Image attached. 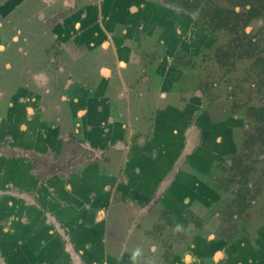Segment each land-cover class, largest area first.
Segmentation results:
<instances>
[{"label":"crops","instance_id":"0c3cea01","mask_svg":"<svg viewBox=\"0 0 264 264\" xmlns=\"http://www.w3.org/2000/svg\"><path fill=\"white\" fill-rule=\"evenodd\" d=\"M100 4L91 6L88 19L90 35L98 39L95 49H73L72 64L84 75L65 78L66 89L74 88L73 95L61 91L53 96L52 72L45 73L55 60L45 50L58 13L56 19L53 14L21 18L19 22L29 24L13 29L15 51L41 36L40 44L34 41L30 46L36 45L43 56L36 62L28 56L19 63L23 83L16 81L14 92L4 91L0 80V264H71L81 262V257L85 264H113L132 257L130 248L148 241L142 231L131 228L118 242L119 252L113 253L106 250V235L122 228L121 215L144 213L142 204L152 189L146 187L148 182L160 184L171 168L175 174L170 181L181 173L195 179L206 176L196 159L185 160L186 154L191 155L188 149L199 145V128L192 125L184 135L178 133L176 114L170 115L188 106L181 105L179 98L191 102L190 82L168 76L171 59L164 60L171 51L164 50L153 64L143 57L154 49L151 40L163 39L161 14L169 12L171 20L174 11L151 0ZM26 26L29 32L17 35ZM1 39L0 33V65L8 67L11 62L5 56L10 48L4 50ZM145 70L149 75L143 76ZM72 133L77 138L71 149ZM73 149L77 154L70 152ZM74 166L78 170L72 173ZM144 167L149 169L143 171ZM91 214H95L92 219ZM101 230L107 241L100 250L102 258L92 252ZM195 254L182 260L190 264L197 260ZM216 256L213 261L218 264L222 254Z\"/></svg>","mask_w":264,"mask_h":264},{"label":"rangeland","instance_id":"374dc122","mask_svg":"<svg viewBox=\"0 0 264 264\" xmlns=\"http://www.w3.org/2000/svg\"><path fill=\"white\" fill-rule=\"evenodd\" d=\"M104 1L0 0L1 46L4 50L5 48H10L5 58L11 62L8 67L0 65V80L4 83L2 86L4 91L14 92V89L17 87L15 82L23 83V80L20 79L23 78V74L22 77L19 75V63L24 64L29 58L36 62L37 58L40 60L42 55L39 49L35 47L36 45L33 48L30 46L34 41L40 44L38 40L43 39L41 36L32 37L34 39L32 43L22 46L21 51H15L13 49V43L15 44V42L11 39L14 27L16 28L19 25L22 27L23 24H29V21L24 23L19 22L21 18V20H29L31 17L38 19L39 15L48 18L51 14L54 16L58 13L59 19L53 21V28L56 30H52L49 33L50 35L48 34L45 50L47 57L55 60L52 62V69H46L45 73L47 71L52 72L51 76L53 78L50 82H52L53 96L57 97L56 95H59L61 91L64 94L68 91L69 94L73 95L75 93L74 88L73 86H69V89H66L65 78H68V80L76 78L77 80V78L79 79L84 76L82 71H77L76 66L72 64L75 61L72 58L76 56L73 49L74 46H85L84 49L90 51L95 49L94 43L98 39L90 35L91 30H89L90 24L88 19L92 17L91 6H94V4L102 6L100 3ZM113 1L116 2L118 0ZM159 1L164 4L175 2V0ZM205 2L203 3V8H206L208 12H214L219 8L236 12V16L231 20L233 28L213 30L209 24L211 18L206 14V10H199L192 20L176 17V21H173L175 26L169 27L167 25V27H169L168 30L170 31H184V35H187L194 28L192 24L195 21L197 29L199 27L200 29L198 30L204 31V34H201L202 46L199 50L201 53L198 55V59H196L197 61H201L202 64L198 62L201 66L198 69L194 68L198 76L196 77V86L194 87L191 84L190 88L193 86L192 91L204 97V100H207V102L209 101L208 99L212 100L222 96L225 100L224 103L228 102V106L231 108L223 111L227 112V115L230 117H234L235 115L240 117V121H243L245 125L243 129L242 127L240 129L242 147H240L237 155L227 157L230 161L226 165L225 163L221 164L219 170L222 172V176L216 185L222 191L223 203L230 211L236 212L237 209L235 208L240 206V221L236 220L237 231H232L240 233V239L246 237L254 238L259 230L257 226L264 224V138L261 137L260 133L263 123L253 113V109H264L263 77L258 76L254 71L255 60L260 56L264 57V12L259 17L246 20L245 14L251 4L249 6H239L229 0H208ZM54 19H56L55 16ZM88 37L91 39H88ZM156 40V38L151 40L152 43L150 42V45L154 47L162 45L159 40V45H156ZM23 42L26 41L24 40ZM139 46L141 48L143 42ZM88 53L91 54L92 52ZM150 53L147 56L143 55V57L148 58L149 64H153L151 60L156 57V53ZM11 60L15 63L12 64ZM197 61L194 63H197ZM85 65L84 68L91 66L90 63ZM60 72H63V76L65 74L66 76L62 78ZM8 132L9 130H7ZM70 136L73 137L70 146H74L77 135L72 133ZM73 146L70 148L72 149ZM194 148L191 149L193 150ZM191 149H188V151L191 152ZM70 152L77 154V149H73ZM67 153L69 152L65 151L64 158H68ZM61 162L69 163V161L64 160ZM240 163H243L241 166L246 165L249 167V171L242 173L240 171ZM76 167H70L72 173L78 170ZM223 180H226L227 183ZM94 215H90L91 219ZM127 215H122L124 225H122V228H119L117 234L111 230L110 232L107 231V239L110 235L111 239H114V242L110 244L108 241L107 252L113 253L115 250L119 252L120 248L118 246L121 240L125 235H129L131 228L134 227L133 232L139 229L149 240L141 246L137 245L130 249L135 255L129 261H133L132 264H170L169 258L172 257L173 253L175 255L176 250H178L176 248L174 252L173 245L176 242V238L179 237V232L173 230L172 227V215L164 211L156 214L147 213L146 211V213L142 214L130 213ZM229 222H232V217L229 219ZM183 250L182 248L181 252ZM113 264H119V262L117 261Z\"/></svg>","mask_w":264,"mask_h":264},{"label":"flooded vegetation","instance_id":"af4514ba","mask_svg":"<svg viewBox=\"0 0 264 264\" xmlns=\"http://www.w3.org/2000/svg\"><path fill=\"white\" fill-rule=\"evenodd\" d=\"M151 1L160 6H164L166 9L174 11L172 14L173 19L171 20L169 12L166 11V13L161 14L162 27H160L163 39L159 41L162 45L164 43V46L160 45L154 47L151 53H156V57L152 59L151 62H154L155 59L162 58L164 50L171 51V54L167 56L168 58L165 57L164 60V62L167 63L171 59L170 67L173 69L169 70L168 76L173 79H177L178 77L183 80L186 79L195 87L196 77L198 76L196 75L197 71L195 69H198L199 66H201L200 64H202L201 61H197L196 59H198V55L201 53L199 51L202 46L201 34H204V31L198 30L200 29L199 27L197 29V23H195V21L192 24L194 28L192 31H189L187 35H184V31H180L179 33L170 31L168 30L169 27L175 26L173 21H176V17L192 20L193 16L196 15L199 10H206V14L211 18L209 24L213 30L232 29L233 25L231 24V20L237 13L220 8L214 12H208L206 8H203V3L208 0H175V2L171 4H164L159 0ZM229 1L239 6H249V4H251L245 14L246 20L259 17L264 12V0ZM252 7H254L257 12L250 16L249 12ZM167 25L169 27H167ZM20 31L21 32L17 33V35L22 37L24 33L29 32V28L26 26ZM174 32L176 36L179 35V40L177 37L174 38ZM171 42H173V45ZM156 45H159L158 41H156ZM196 61L197 63H194ZM254 66L255 73L263 77L262 82L264 86V57H258L254 62ZM142 74L143 72L141 75ZM146 75H149L147 70L144 71L143 76ZM192 90L193 86L190 90L191 94H193L191 102L185 101L183 99L184 97H181V99L179 98L181 105L188 103V106L178 113L173 110L174 114L172 113L170 115L175 116L176 114L174 121L180 128V132L178 133L182 132L183 134L186 129L192 125H197L199 128V145L196 150L193 149L191 151L190 156L189 153L186 154L185 160L189 163V157H193V160L196 159V161L203 166L206 176H202L201 174L199 177L200 179H195L193 175H184L181 173L177 175L173 181H170L175 174L174 172L170 173V171L173 170V168H171L163 175L161 183L164 180V184L162 183V185H160L161 183L148 182L146 187L151 186L150 189H152L150 190V196H148L146 201L142 204V208H145L144 213L147 211V213L156 214L164 211L172 215L173 230L179 232V237L176 238L175 243L173 242V247L174 252L176 248L179 252L176 250L177 252L175 255L174 253L172 254V257L169 258L170 264H187L182 260L184 255L189 254L192 256L194 253H196L195 256L197 260L190 264H215L213 256L217 255L216 257L219 258L220 254H222V257L218 261V264H264V224L257 226L259 230L254 238L246 237L240 239V233L232 231H237L236 220L238 219L240 221V206L235 208L237 209L236 212L230 211L223 203L222 191H220V188L216 185L222 176V172L219 170L221 164L225 163L226 165V163L230 161L227 157L237 155L240 147H242L240 142V129L241 127L243 129L245 125L243 121H240V117L236 115L230 117L227 115V112L225 113L223 111L231 108H229L228 102L224 103L225 100L222 96L212 100L208 99L209 101L207 102V100H204V97H201ZM166 111L171 112L169 108L166 109ZM253 113L257 115L258 120L263 123L260 133L262 135L261 137L264 138V109H253ZM242 164L240 163V171H242V173L248 172L250 168L246 165L241 166ZM148 169V167H144L143 171H147ZM151 169L156 168L152 167ZM202 177H204V179ZM223 181L227 183L226 180ZM176 193L180 196H177ZM183 195L187 196V198L183 197ZM231 217L232 222H229ZM190 219L193 220V223ZM118 230L119 228L111 231L117 234ZM103 233L104 230H101L100 233L97 234V238L99 237V239H101L100 244H97L96 238L97 246L95 245L92 251L95 255L98 252V254H100L98 257L100 256V258H102L101 255H103L100 250H104L103 247L106 245L105 243H107V241H104L105 234ZM147 240H149V238ZM111 242H114V239H111L110 235L109 243ZM131 243L132 242H130V244ZM72 244L73 250L78 253V250L74 246L75 243L72 242ZM62 245L64 248V243H62ZM182 248L184 249L183 252H181ZM130 258L132 257L123 258L119 261V264H132L133 261H129ZM82 259L83 257H81V262L74 260L71 264H85V261ZM97 264H103V261H99Z\"/></svg>","mask_w":264,"mask_h":264},{"label":"trees","instance_id":"16d2710c","mask_svg":"<svg viewBox=\"0 0 264 264\" xmlns=\"http://www.w3.org/2000/svg\"><path fill=\"white\" fill-rule=\"evenodd\" d=\"M257 11L255 10L254 7H252L251 11L249 12L250 16H252L253 14H255ZM227 24V23H225ZM221 26H224L223 24H220Z\"/></svg>","mask_w":264,"mask_h":264}]
</instances>
